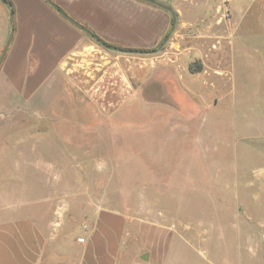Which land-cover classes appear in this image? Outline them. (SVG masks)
Here are the masks:
<instances>
[{"label":"rangeland","instance_id":"obj_1","mask_svg":"<svg viewBox=\"0 0 264 264\" xmlns=\"http://www.w3.org/2000/svg\"><path fill=\"white\" fill-rule=\"evenodd\" d=\"M233 1L192 16L198 29L223 27L222 53H200L215 40L185 34L167 40L157 67L133 56L125 69L134 95L120 107L99 110L84 98L95 67L71 73L77 85L53 80L31 103L13 95L14 111L26 114L0 120V143H11L0 152L1 216L31 217L65 257L78 229L116 212L132 227L194 241L202 254L185 255L197 264H228L261 164L247 145L264 134V0L247 14ZM240 255L246 260V249Z\"/></svg>","mask_w":264,"mask_h":264},{"label":"crops","instance_id":"obj_2","mask_svg":"<svg viewBox=\"0 0 264 264\" xmlns=\"http://www.w3.org/2000/svg\"><path fill=\"white\" fill-rule=\"evenodd\" d=\"M3 1L0 0V54L11 31L12 36L0 62V120L25 116L14 111L17 102L10 101L13 95L31 103L53 80L70 79L77 85L71 73L85 69L89 74L88 67H95L98 73L85 85L84 98L99 110L115 109L133 98V82L125 69L126 63L131 67L133 56L148 55L137 60H150V67H157L155 60L171 51L162 50L164 45L159 47L165 37L169 35L172 40L185 34L193 39H214L206 52L200 53L208 50L218 55L226 36L222 26L214 31L208 26L201 30L192 20L196 8H219L223 0H153L168 7L174 18L168 10L147 0H49L64 16L46 0H5L11 5V22ZM254 3L255 0H234L232 7L242 8L247 14ZM181 28L184 31L179 32ZM92 36L120 50L144 53L109 50ZM14 134L15 131L8 136ZM256 136L247 145L249 157L255 156L261 163L253 165L254 180L248 186L249 223L235 227L238 235L232 247L237 254L226 261L228 264H264V134L251 137ZM19 145H15V151L21 149ZM7 147L9 150L11 143H0V152ZM28 150L42 152L46 148L29 145ZM1 210L0 207V264H197V259L185 253L192 250L202 254L194 241L177 239L155 226L132 227L121 214L105 211L75 232L63 257L59 256L64 252L62 246L49 242L31 217H3ZM244 229L247 234H239ZM241 249H246V260L241 258ZM205 261L204 264H221L211 258Z\"/></svg>","mask_w":264,"mask_h":264},{"label":"water","instance_id":"obj_3","mask_svg":"<svg viewBox=\"0 0 264 264\" xmlns=\"http://www.w3.org/2000/svg\"><path fill=\"white\" fill-rule=\"evenodd\" d=\"M46 1L50 3L49 0H46ZM147 1L150 2V3H154V4H156V5L160 6V7H162V8H164V9L168 10V11L171 13L172 17L174 18V16H173L171 10H170L168 7L163 6V5L159 4V3H156V2L153 1V0H147ZM3 3L5 4V6H6L7 9H8V13H9V21L11 22V21H12V17H13V15H12V11H11V5H10V3L7 2V1H6V2L3 1ZM50 4H51V3H50ZM51 5L53 6V8H54L58 13H60L61 15L64 16V14H63V13H62V12H61V11L55 6V5H53V4H51ZM69 20H70V19H69ZM70 21H71L72 23H74L75 25H77L74 21H72V20H70ZM173 28H174V22H173V24L171 25V30H172ZM11 36H12V31L10 32L9 37H8V40H7L6 44L4 45L3 50L1 51V54H0V62H1V60H2V58H3V56H4V54H5V51H6V48H7L8 44H9V41H10V39H11ZM92 38H93L97 43H99L100 45L104 46L105 48H107V49H109V50H113V51H121V52H124V53H144L143 51L120 50V49H118V48H116V47H113V46H110V45L105 44L103 41H101L100 39H98V38L95 37V36H92ZM168 38H169V35H167V36L165 37V39L163 40V42H162L161 45L159 46L160 48L164 45V43L167 42Z\"/></svg>","mask_w":264,"mask_h":264},{"label":"trees","instance_id":"obj_4","mask_svg":"<svg viewBox=\"0 0 264 264\" xmlns=\"http://www.w3.org/2000/svg\"><path fill=\"white\" fill-rule=\"evenodd\" d=\"M4 2H6V1L4 0Z\"/></svg>","mask_w":264,"mask_h":264},{"label":"built area","instance_id":"obj_5","mask_svg":"<svg viewBox=\"0 0 264 264\" xmlns=\"http://www.w3.org/2000/svg\"><path fill=\"white\" fill-rule=\"evenodd\" d=\"M80 240V239H79Z\"/></svg>","mask_w":264,"mask_h":264}]
</instances>
